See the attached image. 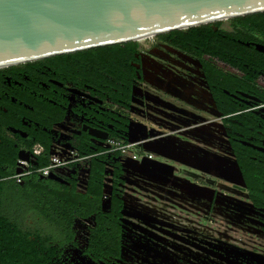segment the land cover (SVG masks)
I'll use <instances>...</instances> for the list:
<instances>
[{
    "label": "flooded vegetation",
    "instance_id": "af4514ba",
    "mask_svg": "<svg viewBox=\"0 0 264 264\" xmlns=\"http://www.w3.org/2000/svg\"><path fill=\"white\" fill-rule=\"evenodd\" d=\"M257 20L0 70L6 212L49 241L46 264H264ZM147 133L151 154L110 151Z\"/></svg>",
    "mask_w": 264,
    "mask_h": 264
},
{
    "label": "water",
    "instance_id": "95a60500",
    "mask_svg": "<svg viewBox=\"0 0 264 264\" xmlns=\"http://www.w3.org/2000/svg\"><path fill=\"white\" fill-rule=\"evenodd\" d=\"M259 13L264 0H0V70ZM155 136L128 143L151 154Z\"/></svg>",
    "mask_w": 264,
    "mask_h": 264
},
{
    "label": "trees",
    "instance_id": "16d2710c",
    "mask_svg": "<svg viewBox=\"0 0 264 264\" xmlns=\"http://www.w3.org/2000/svg\"><path fill=\"white\" fill-rule=\"evenodd\" d=\"M243 18H257L256 22L264 23V13L254 14ZM243 18L231 19V21L241 20ZM220 22L204 25L200 27L190 28L182 31H174L162 36L179 35V37H187L191 40H200L208 38L209 35L213 36L211 29L212 25H219ZM209 34V35H208ZM210 37V40L212 39ZM137 42L126 43L123 45H114L102 47L87 51H81L73 54L62 55L58 57L48 58L42 61L29 63L25 66L40 65L43 63L53 64L56 66V58H71L75 56L87 55L96 50L106 51V55L115 57L120 53L127 51L130 47H134ZM20 68V67H17ZM3 72L0 71V73ZM2 151V150H0ZM0 174V264H46L52 258L53 254L50 253V243L47 239L39 234L26 231L22 222H16L8 215L6 208V197L14 190L8 185L7 181L3 180ZM14 185H19L15 179L12 180Z\"/></svg>",
    "mask_w": 264,
    "mask_h": 264
},
{
    "label": "built area",
    "instance_id": "2783aa9c",
    "mask_svg": "<svg viewBox=\"0 0 264 264\" xmlns=\"http://www.w3.org/2000/svg\"><path fill=\"white\" fill-rule=\"evenodd\" d=\"M149 39H151V38H149ZM146 40H148V39H146ZM109 145H110V151L111 152H117V153H122V154H128V151L131 148H133V144H129V143L128 144H121V143H118L116 141H110ZM51 168H52L51 166H46L43 169L36 171V173H38L40 175H47L48 172L51 170ZM13 179H15L16 182H19L21 179V175L20 174L14 175Z\"/></svg>",
    "mask_w": 264,
    "mask_h": 264
},
{
    "label": "rangeland",
    "instance_id": "374dc122",
    "mask_svg": "<svg viewBox=\"0 0 264 264\" xmlns=\"http://www.w3.org/2000/svg\"><path fill=\"white\" fill-rule=\"evenodd\" d=\"M220 23H222L223 25H226L227 23H228V21H222V22H220ZM143 41H141V43H142Z\"/></svg>",
    "mask_w": 264,
    "mask_h": 264
},
{
    "label": "bare ground",
    "instance_id": "6f19581e",
    "mask_svg": "<svg viewBox=\"0 0 264 264\" xmlns=\"http://www.w3.org/2000/svg\"><path fill=\"white\" fill-rule=\"evenodd\" d=\"M140 41H143V40H140Z\"/></svg>",
    "mask_w": 264,
    "mask_h": 264
}]
</instances>
